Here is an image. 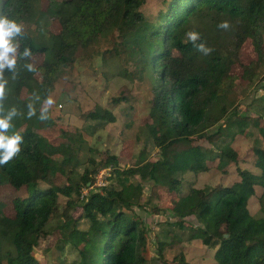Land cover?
<instances>
[{"label":"trees","instance_id":"1","mask_svg":"<svg viewBox=\"0 0 264 264\" xmlns=\"http://www.w3.org/2000/svg\"><path fill=\"white\" fill-rule=\"evenodd\" d=\"M146 1H1L4 17L18 24L44 19L42 29L50 27L49 35L41 30L37 38L25 30L13 36L18 41L16 65L3 69L12 79L9 97H17L21 89L32 97H47L61 68L91 45L116 36L132 62L131 78H147L151 84L147 115L159 130L153 142L161 158L120 168L119 158L106 151L105 161L96 163L84 153L82 131H61L64 139L57 143L31 128L18 130L24 123L15 121L8 135L23 137L20 152L0 165V187L14 190L9 201L0 197V264H41L33 250L38 239L49 234L77 251L69 264H147L144 222L134 207L149 212L158 205L148 207V201H141L143 188L136 175L173 192L167 210L174 220L163 224L190 227L188 240L214 250V264H264V215L252 214L248 207L258 188L264 199V145L259 138L252 147L256 170L237 167L238 179L227 186L200 188L192 182L182 190L187 173L215 170L227 175L238 163L231 146L236 136L252 137L256 130L264 140V114L237 112L228 117L229 94L238 86L264 81L258 72L264 52V0H162L153 15L141 10ZM189 32L198 34L194 41ZM246 45L250 58L243 56ZM258 87L264 89V84ZM126 100L123 96L113 101ZM34 118H26V123ZM85 118L100 127L116 121L108 108L92 109ZM217 124L204 136L216 151L194 142L201 130ZM106 167L111 168V182L88 189ZM76 209L80 213L73 217ZM188 216L196 223H188ZM223 226L226 229L218 232ZM169 232L156 231L155 262L166 264L164 250L173 245ZM175 259L192 264L182 253Z\"/></svg>","mask_w":264,"mask_h":264},{"label":"rangeland","instance_id":"2","mask_svg":"<svg viewBox=\"0 0 264 264\" xmlns=\"http://www.w3.org/2000/svg\"><path fill=\"white\" fill-rule=\"evenodd\" d=\"M0 0V16H3ZM162 0H147L141 10L146 15L155 14L161 7ZM36 16V15H34ZM32 19H26L19 23L22 25V30L27 31L31 36L37 38L41 30L45 35H49L50 27L42 29L44 19H40L38 23ZM51 20L48 24L50 26ZM121 39L116 36H110V39H102L97 44L91 45L86 52L78 55L73 64L61 68L54 80V85L47 97L37 95L32 97L28 91L21 89L18 96L9 97V92L12 89V79L7 72L3 70L2 77L5 83L4 99L0 100V116L7 117L11 110H16V115L11 119V127L15 121L19 120L24 123L18 130L31 128L37 131L41 136H45L50 140H63L61 131H70L72 133L82 131L86 140L85 155L92 158L96 163L103 162L106 159L105 152L119 158V167L127 168L137 166L148 160H156L161 158L159 149L155 146L153 139L159 135V130L155 128L151 119L148 117L151 84L147 78L144 80L132 79L130 71L133 70L132 62L128 52L120 44ZM10 42L15 46L18 41L10 38ZM246 51L243 56L251 57V52L248 50L249 45H246ZM105 51V53H104ZM15 51V57H16ZM13 53H9L11 57ZM128 74H124V73ZM260 76L264 75V52L262 63L258 69ZM262 82L255 84H246L236 87L230 94L228 100L229 118H234L235 113L239 112L248 114H264V100H260V96L264 93V89L258 87ZM125 96L128 100L114 103V99ZM32 97V98H31ZM51 99L52 104H47ZM31 106V109H30ZM27 108V111L25 110ZM110 109L116 115L114 123L104 124L100 127L97 122L87 120L85 115L94 110ZM33 110L34 115L29 116V111ZM236 111V112H235ZM46 117L40 119L41 116ZM35 117L26 123V118ZM31 122V123H30ZM30 123V124H29ZM216 126L200 131L202 135L195 136V143L216 151L215 147L207 141L204 136L211 134L216 130ZM7 131V135L12 128ZM252 137H244L238 135L231 143L233 149L237 152L238 163L232 165L228 174H222L218 171L203 172L198 176H193L192 173L185 174V180L182 183V190L186 191L189 188V183L196 187H220L227 186L238 179L237 167L254 168V154L252 147L254 140L259 138L264 145V140L258 135L256 130H253ZM228 141V139H227ZM179 150L180 146H175ZM86 165H81L77 168L78 172H82ZM90 167L92 168L93 165ZM106 167L103 169H109ZM111 169V168H110ZM102 170V169H101ZM100 170V171H101ZM110 174V172H109ZM110 177V176H109ZM109 177L106 178L107 184L110 183ZM135 178L141 183L143 191L141 201H148V207L158 205V210L145 212L144 210L134 207L137 213L144 222L145 233L147 237L144 256L147 264H163L161 261H154L156 256V242L158 230L168 229L173 242L172 246H166L164 250V259L166 264H179L175 256L182 253L185 260L192 264H214V250L201 244L198 240H188L190 227L185 228L179 226H168L163 224L165 219L174 220L170 216V207L172 198L175 197L173 192L168 188L159 190L157 184L153 181L141 178L136 175ZM109 179V180H108ZM60 183V182H59ZM139 190V188L137 187ZM93 189L92 191H95ZM261 190L258 188L256 195L249 200V210L252 214L264 215V199L260 200ZM14 195V190L7 186L0 187V197L9 201ZM158 196V198H157ZM63 197H60L61 205H63ZM160 207V208H159ZM80 213L76 209L73 217H77ZM189 223H196L195 218L188 216L186 218ZM56 220L52 222L54 224ZM61 223V220H58ZM80 227H84V220H80ZM226 227L219 228L218 232H222ZM176 234V236L172 235ZM161 235H164L163 233ZM160 235V236H161ZM174 238L172 239V237ZM58 245L63 246V249ZM34 256L41 264H69L77 258V251L70 247L68 243H62L57 234L41 236L33 250Z\"/></svg>","mask_w":264,"mask_h":264},{"label":"clouds","instance_id":"3","mask_svg":"<svg viewBox=\"0 0 264 264\" xmlns=\"http://www.w3.org/2000/svg\"><path fill=\"white\" fill-rule=\"evenodd\" d=\"M226 26V23L225 25ZM22 30V25L18 24L14 20H10L7 17L0 16V100L4 98L5 95V83L3 80L2 72L5 66L10 69H14L16 65L15 51L16 46L10 42V38L16 34H19ZM196 32H189L187 36L191 40L197 38ZM203 48V45L200 46ZM9 53H13L9 57ZM24 55H28L26 50ZM28 69L31 71L32 66L29 65ZM53 101L49 99L47 104H52ZM31 109V106H30ZM34 111H29V116L34 115ZM16 115V110L13 108L7 117L0 116V165L8 163L15 155L20 152V144L23 142V137L20 134H15L12 136L7 135L8 129L11 127V119ZM43 115L40 119H45Z\"/></svg>","mask_w":264,"mask_h":264},{"label":"built area","instance_id":"4","mask_svg":"<svg viewBox=\"0 0 264 264\" xmlns=\"http://www.w3.org/2000/svg\"><path fill=\"white\" fill-rule=\"evenodd\" d=\"M109 176V169H102L97 173L93 186L89 187L88 189L104 187L105 185H107L106 178ZM88 189L84 190V194L88 192Z\"/></svg>","mask_w":264,"mask_h":264},{"label":"water","instance_id":"5","mask_svg":"<svg viewBox=\"0 0 264 264\" xmlns=\"http://www.w3.org/2000/svg\"><path fill=\"white\" fill-rule=\"evenodd\" d=\"M88 185H89V183H88Z\"/></svg>","mask_w":264,"mask_h":264}]
</instances>
